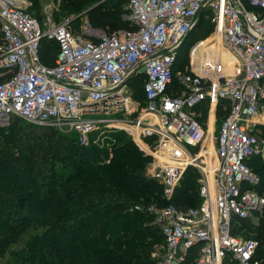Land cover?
<instances>
[{
    "label": "built area",
    "instance_id": "built-area-1",
    "mask_svg": "<svg viewBox=\"0 0 264 264\" xmlns=\"http://www.w3.org/2000/svg\"><path fill=\"white\" fill-rule=\"evenodd\" d=\"M125 2L130 28L107 34L88 25L77 33L70 20H53L52 7L39 18L24 0H0V127L19 119L101 149L114 143L112 133L125 132L145 154V139L155 136L147 171L167 204L134 208L152 215L161 234L153 264H262L264 245L232 230L264 215V195L253 191L259 179L248 165L264 161L257 131L264 125V0ZM203 13L236 61L233 77L210 61L176 70L179 49ZM44 40L57 45L52 63L41 60ZM140 75L141 100L126 90ZM205 102L223 111L212 150L194 111ZM189 168L199 175L200 204L181 209L171 201Z\"/></svg>",
    "mask_w": 264,
    "mask_h": 264
},
{
    "label": "trees",
    "instance_id": "trees-1",
    "mask_svg": "<svg viewBox=\"0 0 264 264\" xmlns=\"http://www.w3.org/2000/svg\"><path fill=\"white\" fill-rule=\"evenodd\" d=\"M124 2L92 10L89 25L107 34L129 29ZM200 27L180 47L176 70ZM57 52L54 42H41L43 63H52ZM218 109L220 123L223 111ZM19 121L0 129V264H153L161 234L150 225L152 215L134 209L167 204L161 186L148 174L151 157L118 132L109 149H101L81 145L74 134ZM187 171L171 201L181 209L200 204L199 175ZM258 173L262 185L257 190L264 192V167ZM240 230L259 248L264 245V218L257 226L241 221L232 234Z\"/></svg>",
    "mask_w": 264,
    "mask_h": 264
},
{
    "label": "rangeland",
    "instance_id": "rangeland-1",
    "mask_svg": "<svg viewBox=\"0 0 264 264\" xmlns=\"http://www.w3.org/2000/svg\"><path fill=\"white\" fill-rule=\"evenodd\" d=\"M117 1H119V0H89V1H87V0H24V2L27 3V5H29L28 11L30 9V13L33 15H37L39 18H41V15L44 14L45 8L52 7L55 11L53 20L55 22H59L60 20H70V26H71L72 30L77 32V33H81L87 25H88V27L93 29L88 23V15L92 10H96V9L106 10V8L108 6L106 4L110 5V4H113L114 2H117ZM122 6H123V9L125 10V13L128 14L129 12H128V8H127L126 3L125 2L122 3ZM125 20H127V18ZM39 21H40L41 28L44 30L45 26L43 24V21H41V19H39ZM196 25H199V26L201 25L200 29L199 30L197 29L198 39L196 42V43H198L199 41H201V42H199L201 44L198 43L199 46L194 49V53L192 55L193 56V64L195 65V67H197V65L200 62V55H201L202 51L205 52V50L208 49V45H210L209 40H212V45L217 44V42H218V46L220 45L221 47H223L222 49H224L227 52L225 46L222 43L221 38L214 33L213 27L211 26L209 20L207 19V15L202 14L199 17ZM195 29H196V26L193 29L194 32L192 31V33H191L192 38L195 37ZM194 44H195V41L191 40V38H190L189 45H194ZM190 54H191V50L189 48V50H186L184 57L181 58V60H180V64H181V67L179 69L180 71H184V70H186V68H189L191 66ZM202 57H203V55H202ZM230 57L233 58V55L230 54ZM211 61H215V60H211ZM235 63H236V61H235ZM223 69H226V67H223ZM228 71H230V69ZM234 71H235V66H234ZM234 71H232L228 75L225 74V76L233 77ZM138 77L139 76L131 77L126 82L127 92H129V94L131 93V95L135 98L137 96L140 97L141 91H142L141 88H142L143 81H142L141 76H140V78H138ZM150 120H151V123H152V120L155 122L154 126L156 127V125H157L156 119L151 118ZM150 120H148V121H150ZM212 123H213V120H212L211 124H209L210 125L209 131H207V134L209 133L208 138H207V140H208L207 146L210 147V150H212V147H215V140L217 137V131H218V126H219V118L216 117V121L214 122V124H212ZM10 124H11V122H10ZM9 125L5 126V127H0V129L6 131V130H8ZM17 125L26 126V123H23V121L22 122L19 121V123H17ZM53 130H55L56 132L63 134V135H69V134L64 133V131H62V129L60 130V129L53 128ZM258 131H259V127H258ZM118 133L123 134L125 139H128L129 141H131L137 147L138 140H136V138L133 140L131 135L127 134L125 132H118ZM115 135H114V133H112V138H114ZM260 135L262 137H264V129L263 130L261 129ZM93 136L95 137L96 133H94ZM145 141L148 144L149 149H146L147 150L146 154L143 152L142 153L146 156L150 155L151 159L153 160L156 149H157V143H156V142H158L157 138L155 136H152L151 138L145 139ZM138 150H139V148H138ZM149 164H147V168H148ZM253 172L255 175H257V169H256V171L254 170ZM187 173H188V171H185L184 175L182 176V178L179 182L178 187L182 186L181 185L182 180L185 177V175H187ZM187 204L191 205V203H188V202H187ZM250 223H251V221H250Z\"/></svg>",
    "mask_w": 264,
    "mask_h": 264
},
{
    "label": "crops",
    "instance_id": "crops-1",
    "mask_svg": "<svg viewBox=\"0 0 264 264\" xmlns=\"http://www.w3.org/2000/svg\"><path fill=\"white\" fill-rule=\"evenodd\" d=\"M37 16V15H36ZM191 32V31H190ZM189 32V33H190ZM199 41V40H198ZM210 42V45H208V49L209 48H218L219 46H218V44H213L212 45V41L211 40H209ZM197 42V41H196ZM195 42V44H197ZM199 42H201V41H199ZM199 44H201V43H199ZM199 44L197 45V47L199 46ZM221 48V47H220ZM190 68V67H189ZM189 68H186V70H184V71H180L179 70V72H182V73H185V72H187V71H190L191 69H189ZM172 89L173 90H176V87H172ZM143 96V95H142ZM142 96H141V98H142ZM136 98H138V97H136ZM138 99H140V98H138ZM215 107H212V106H209L208 105V103L207 102H205V103H203V104H201V105H199V106H197L196 108H195V114L198 116V120L203 124V126H204V129H205V132L207 133V131H209V129H210V125L209 124H211V122H212V120H213V123L212 124H214V122L216 121V117H218L219 115H221V114H219V109H216ZM222 116H223V113H222ZM222 116H221V118H222ZM259 127V131H258V134H260V131H261V129L263 130L264 129V125H260V126H258ZM209 134V133H208ZM207 134V135H208ZM257 162V163H256ZM255 164V165H254ZM248 165H249V167H250V169L252 170V172L255 170L256 171V169H257V177H258V179H259V183H258V185L257 186H255L254 188H253V191L254 192H256V193H258V194H260V195H264V192H259L257 189L259 188V186L260 185H262V179H261V177H260V175H259V173H258V171L260 172V170L264 167V161H262L261 159H259V158H252L249 162H248ZM187 171V170H186ZM254 173V172H253ZM263 218V216H261V215H256V216H253L250 220H248L249 222L251 221V224L252 225H254V226H257L258 224H259V221H260V219H262ZM161 243H162V241H161ZM161 245V244H160Z\"/></svg>",
    "mask_w": 264,
    "mask_h": 264
},
{
    "label": "bare ground",
    "instance_id": "bare-ground-1",
    "mask_svg": "<svg viewBox=\"0 0 264 264\" xmlns=\"http://www.w3.org/2000/svg\"><path fill=\"white\" fill-rule=\"evenodd\" d=\"M217 44H218V42H217ZM197 45H198V43L193 48V50L191 51V55H190L191 56V62H192L194 69L198 70L199 67H202L203 64L207 61H210V62L216 61L217 63L215 62V64H218L220 72L223 73L224 75L225 74L228 75L232 71H234V66L236 67L235 60L232 57H230V53L228 51L226 52L224 49H222L223 47H221V46H219L218 48H214V47L209 48V49L205 50V52L202 51V53L200 55V62L197 65V67H195V65L193 64V56L192 55H193L194 49L197 47ZM202 55H203V57H202ZM211 60H215V61H211ZM223 67H226V69H223ZM229 69H230V71H228Z\"/></svg>",
    "mask_w": 264,
    "mask_h": 264
}]
</instances>
